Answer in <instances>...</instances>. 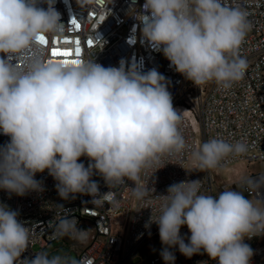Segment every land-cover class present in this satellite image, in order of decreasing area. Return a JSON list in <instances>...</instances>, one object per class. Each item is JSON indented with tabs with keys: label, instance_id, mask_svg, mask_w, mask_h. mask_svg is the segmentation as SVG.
Returning a JSON list of instances; mask_svg holds the SVG:
<instances>
[{
	"label": "clouds",
	"instance_id": "1",
	"mask_svg": "<svg viewBox=\"0 0 264 264\" xmlns=\"http://www.w3.org/2000/svg\"><path fill=\"white\" fill-rule=\"evenodd\" d=\"M54 4L0 0V133L10 138L0 145V189L18 196L42 192L35 176L47 170L63 200L86 194L96 207L107 203L115 209L120 205L115 192L101 194L91 178L100 175L110 189L127 179L135 184L131 196L152 212V201H158L159 214L150 222L158 226L164 264H175L171 249L177 247L187 258L203 252L216 264H251L254 252L244 241L264 234V201L231 189L204 194L200 180L174 183L159 196L140 184L141 173L151 170L152 176L165 158L190 151L205 172L219 169L229 156H243L248 145L217 137L193 150L165 78L155 70L143 73L123 59L119 67L45 59L38 51L45 37H62L66 30ZM248 16L227 0H145L134 14L142 38L162 50L178 73L198 88L214 82L225 91L246 75L240 49L251 30ZM81 157L88 158L87 167ZM244 184L260 192L264 176ZM77 223L61 211L53 235L85 243L89 231ZM183 226L190 232L187 243ZM31 235L18 212L0 204V264H86L46 252L21 260Z\"/></svg>",
	"mask_w": 264,
	"mask_h": 264
},
{
	"label": "built area",
	"instance_id": "2",
	"mask_svg": "<svg viewBox=\"0 0 264 264\" xmlns=\"http://www.w3.org/2000/svg\"><path fill=\"white\" fill-rule=\"evenodd\" d=\"M245 8L251 24L240 55L247 60L248 68L243 80L225 91L214 82L195 86L178 73L162 50L153 48L142 38L139 21L134 14L139 12L145 0H55L54 7L61 15L66 28L62 37L46 36V44L39 46L45 59L94 60L108 67H119L121 59L127 65L137 64L141 72L157 71L165 78L172 95L173 107L181 112V131L193 150L212 138H223L228 142L242 141L248 145L246 154L229 156L219 169L199 171L190 151L182 155L165 158V166L151 176V170L142 172L141 186L155 189L153 196L166 195L167 188L181 181L200 180L201 192L218 195L231 189L243 191L253 202L264 201V189L245 190L244 181L264 176V171L248 172L244 169L253 163L264 161V0H227ZM41 7L47 8L46 3ZM80 27L77 28L72 21ZM81 53L75 54L78 46ZM91 41V43H89ZM69 51L70 56H52V49ZM30 50L27 55H31ZM17 63H21L17 60ZM0 133V145L9 141ZM87 167L89 160L81 157ZM35 179L42 183V192L31 191L24 196L0 189V204L18 212V220L31 230L29 247L21 260L32 258L36 253L46 252L49 256L72 255L78 262L86 264H137L147 244L159 236L158 226L150 222L158 213V201H152L153 212L143 202L131 196L134 182L125 179V184L110 189L104 179L94 174L91 179L99 185L101 194L114 191L120 201L118 208L105 203L96 207L93 197L75 194L63 200L57 192L54 180L45 170L37 173ZM77 220L78 229L89 231L85 243H72L67 237L53 235L60 213ZM180 234L188 242L190 232L183 226ZM253 249L251 264H264V234L245 239ZM35 246H37L35 248ZM176 257L175 264H216L206 253L185 257L177 248L171 249ZM149 264H164L161 255L148 257Z\"/></svg>",
	"mask_w": 264,
	"mask_h": 264
},
{
	"label": "rangeland",
	"instance_id": "3",
	"mask_svg": "<svg viewBox=\"0 0 264 264\" xmlns=\"http://www.w3.org/2000/svg\"><path fill=\"white\" fill-rule=\"evenodd\" d=\"M244 170L248 171V172L264 171V161L259 162V163L250 164ZM71 242L74 244H77V241H75V240H72ZM36 247L37 246H35V248ZM163 247L164 246L162 245L159 236L152 238L150 240V242L147 244L145 251L140 254L141 258L137 264H149L148 257L151 255H155V254L160 255V252H161ZM60 252L61 251H57V252L53 253V255H56L57 253H60Z\"/></svg>",
	"mask_w": 264,
	"mask_h": 264
},
{
	"label": "snow or ice",
	"instance_id": "4",
	"mask_svg": "<svg viewBox=\"0 0 264 264\" xmlns=\"http://www.w3.org/2000/svg\"><path fill=\"white\" fill-rule=\"evenodd\" d=\"M72 23H73L77 28L80 27V25H79L75 20H73ZM41 39H44V38L42 37ZM46 43H47V41H46V39H44V44H46ZM89 43H91V41H89ZM77 45H78V46H77L76 49H75V54H76L77 56H79L80 53H81V49H80V47H79V41H77ZM70 55H71V53H70L69 51H67V50H65V51H60L59 49H56V48H53V49H52V56H54V57H56V56L67 57V56H70ZM68 61H69L68 59H65V62H68ZM71 62H72V63H76L77 61H76L75 59H72Z\"/></svg>",
	"mask_w": 264,
	"mask_h": 264
},
{
	"label": "trees",
	"instance_id": "5",
	"mask_svg": "<svg viewBox=\"0 0 264 264\" xmlns=\"http://www.w3.org/2000/svg\"><path fill=\"white\" fill-rule=\"evenodd\" d=\"M70 257H73L72 255H70Z\"/></svg>",
	"mask_w": 264,
	"mask_h": 264
},
{
	"label": "water",
	"instance_id": "6",
	"mask_svg": "<svg viewBox=\"0 0 264 264\" xmlns=\"http://www.w3.org/2000/svg\"><path fill=\"white\" fill-rule=\"evenodd\" d=\"M73 258V257H72Z\"/></svg>",
	"mask_w": 264,
	"mask_h": 264
}]
</instances>
